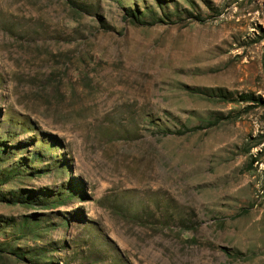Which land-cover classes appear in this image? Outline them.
Masks as SVG:
<instances>
[{"label":"rangeland","instance_id":"374dc122","mask_svg":"<svg viewBox=\"0 0 264 264\" xmlns=\"http://www.w3.org/2000/svg\"><path fill=\"white\" fill-rule=\"evenodd\" d=\"M0 264H264V0H0Z\"/></svg>","mask_w":264,"mask_h":264},{"label":"trees","instance_id":"16d2710c","mask_svg":"<svg viewBox=\"0 0 264 264\" xmlns=\"http://www.w3.org/2000/svg\"><path fill=\"white\" fill-rule=\"evenodd\" d=\"M158 2H159V4L162 5V4H164L165 0H158ZM127 17L131 18L134 22H137L139 24H143V25L146 24V23H141L142 21H141L140 18L142 17V14L140 12L133 11V10H128L127 11ZM166 19H168V17H166ZM194 20L199 21V19L196 18V17L194 18ZM158 22L160 23V22H163V21H158ZM219 97L221 99H225V100L229 99L228 95H226L223 92H220ZM242 98H243L242 100H244V101H249V97H242ZM199 129H200V127L193 128L192 131H197Z\"/></svg>","mask_w":264,"mask_h":264}]
</instances>
